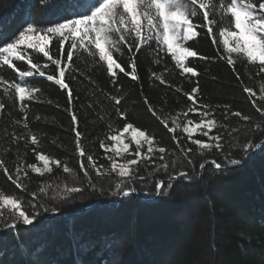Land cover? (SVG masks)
Listing matches in <instances>:
<instances>
[{
  "label": "trees",
  "instance_id": "trees-1",
  "mask_svg": "<svg viewBox=\"0 0 264 264\" xmlns=\"http://www.w3.org/2000/svg\"><path fill=\"white\" fill-rule=\"evenodd\" d=\"M30 2L0 0V25L9 37L5 42H10L24 26L23 19ZM65 2L59 0L60 4ZM198 31L200 35L188 45L209 58L189 60V66L197 68L198 77L180 75L171 58L162 54L161 63L156 64L155 42L137 54L138 80L121 74L118 83L113 84L104 69L86 54L74 58V67L82 74H67V82L73 91V108L78 116V130L82 133L81 144L98 165L110 169L109 156L122 162L121 157L111 151L114 142L108 137L118 134L125 123L152 135L156 142L154 147L168 149L164 161L159 160L157 152L155 163L138 165L139 175L145 180L131 182L129 186L136 190L128 196L115 194L118 180L114 173L97 176L89 168L91 180L84 176L79 167L80 157L71 116L66 111L67 93L64 90L44 77L29 78L33 86L41 89L39 101L27 102L29 128L39 140L36 146L30 141L12 142L13 133H28L22 124L15 123L23 119L19 102L4 96L0 90V101L5 103V109L0 112V159L5 160L9 170L14 171L21 160L25 164L42 166L32 152L36 147L66 163L75 172L74 177L65 173L63 166L55 165H52V172H46L44 176L29 170L21 188L0 171V193L20 198L25 208L29 203L42 204L49 209L59 207L56 213H43L35 226L18 225L16 229L5 230L0 223V264H78V260L84 264H264V137L256 140L255 136L245 135L243 131L233 133L239 145L251 139L261 143V147L254 148L242 165L231 168L229 174L216 178L212 175V166L199 169L203 160H197L196 146L186 134L180 128L176 130L181 144L194 150L188 157L179 151L172 133L144 103L147 97L158 115L169 119V127L171 118L180 113L178 119L182 128L185 122L182 113L191 103L183 93L190 92L198 83L200 103L212 106L217 121L212 135L220 133L227 142L232 139L228 136L232 128L244 127L245 122L238 117L229 115L225 119V105L232 112L251 116L252 124H264V114L258 111L264 110V99L259 91L264 84V73L257 75V65L233 54L234 72L233 65L227 63L222 44H213L205 29ZM56 51L54 46L53 54ZM126 59L127 56L121 57V60ZM38 61L45 62L43 58ZM165 67L168 68L165 73L167 84L151 78V72H163ZM3 71L6 78H16L10 70L5 68ZM236 73L240 74L239 80ZM244 87H252L256 95L249 97ZM177 88L181 91H176ZM117 95L122 98L119 106L112 100ZM117 107L126 113V120L117 116ZM36 115L42 119L37 121ZM187 119L199 120L200 117L189 113ZM122 137L134 154L135 143L127 133ZM195 138L206 139L200 135ZM101 141L109 145L107 153L100 147ZM141 151L146 152L147 145ZM230 151L233 158L243 155L240 147ZM123 158L134 159L135 156L124 154ZM188 158L193 160L191 165L187 163ZM213 158L216 157H206ZM174 161L178 163L174 165ZM163 163H168L167 170L160 167ZM85 166L88 167L86 157ZM174 170L188 171L193 179L173 181L167 196L156 195L155 183L161 179L167 182ZM150 172L152 176L148 175ZM66 184L80 186L82 191L65 199ZM46 186V191L41 193L40 188ZM82 245H87V250Z\"/></svg>",
  "mask_w": 264,
  "mask_h": 264
},
{
  "label": "snow or ice",
  "instance_id": "snow-or-ice-1",
  "mask_svg": "<svg viewBox=\"0 0 264 264\" xmlns=\"http://www.w3.org/2000/svg\"><path fill=\"white\" fill-rule=\"evenodd\" d=\"M23 25L10 42H5L9 37L4 31V26L0 25V45H2L0 46V90L4 96L19 102L23 119L15 123L22 124L28 133L27 135L13 133L12 142L23 140L30 141L33 146L39 144L38 136L29 128L27 102L39 101L41 89L33 86L29 78L44 77L47 81L54 82L67 93L66 111H69L71 116L81 171L89 180H91L89 168L94 170L97 176H111L114 173L118 180L115 183L117 195L128 196L134 192L136 189L130 187V183L135 180H145V177L139 175L138 165L142 162L155 163L154 157L157 152L159 160L164 161L168 149L154 147L156 142L152 135L134 127L131 123H125L118 134L108 137L116 145H123L122 149L111 147V151L117 157H121L122 162L109 156L111 167L104 169L103 165L97 164L92 155H87L81 144L82 133L78 130V116L73 108V91L67 82V74L72 72L82 74L78 67H74V58L79 59L81 54L91 57L94 64L104 69L113 84L118 83L121 74L138 80L137 54L142 48L151 47L155 42L156 64L161 63L162 54L171 58L180 75L198 77L197 68L189 66V60L209 58L200 55L188 45V42L200 35L198 29H205V34L211 37L213 44H222L227 53V63L233 65L234 72L233 54L246 58L250 64L257 65L259 69L257 75L264 73V0H66L64 4H60L59 0H31ZM54 46L57 49L55 54H53ZM125 56L127 59L121 60V57ZM38 58H43L45 62L40 63ZM5 68L16 78H6L3 71ZM50 68L51 72H49ZM166 72H168L167 67L160 73L151 72V78L161 84H167ZM236 76L239 80L240 74L236 73ZM72 79L75 80L76 76L73 75ZM243 90L249 97L256 95L252 87H244ZM176 91L181 89L177 88ZM259 91L261 99H264V84H261ZM199 93L198 83L190 92L183 93L191 103L182 113L185 117L182 128L178 119L180 113L177 117L171 118V127H169V119L161 118L147 97L144 98V103L148 111L161 120L165 128L172 133V139L185 157L194 150L192 147L185 148L181 144V138L176 135L178 128L186 134L191 144L196 146L197 160H203L199 163V169L204 170L206 165H210L214 169L212 175L222 178L223 175L229 174L231 168L242 165L244 158L249 156L254 148L261 147V143L251 139L239 145L233 138V133L243 131L245 135L255 136L256 140H260L264 137V124L259 122L252 124L251 116L242 115L240 111L232 112L230 107L225 105L223 106L225 119L231 115L245 122L243 128L235 127L228 132V136L232 139L226 142L222 134H211L213 129L217 128V121L212 106L200 103ZM121 99L119 95L112 97L116 106L121 105ZM4 109L5 103L0 101V112ZM258 111L264 114V110L258 109ZM189 113L199 116L200 119H187ZM116 114L121 119H127L126 113L119 107L116 108ZM35 119L39 121L42 117L36 115ZM129 132H131V140L136 145L134 154L130 152L129 144L122 140V135ZM196 135L206 139L195 138ZM144 145H147L146 152L141 151ZM100 147L105 153L109 151V145L103 141ZM235 147H240L243 153L240 158H233L231 155L230 149ZM32 152L36 160L42 162V166H37L35 163L25 164L21 160L16 164L14 171H10L5 160L0 159V171L17 187H24L22 180L28 177L29 170L44 176L46 172H52V165L63 166L65 173H71L75 177L74 170L66 163L50 157L43 151H38L36 147L32 148ZM124 154L134 155L135 158L124 159ZM209 155L216 158L206 159ZM85 157L88 167L85 166ZM176 163L178 162H173L174 165ZM187 163L191 165L192 158H188ZM160 167L167 170L169 165L163 163ZM148 175L152 176L153 173L150 172ZM196 175L199 176L200 173L197 172ZM181 178L192 180L193 176L188 171L174 170L168 176L167 182L161 179L155 183V194L167 196L169 189L173 187L172 182ZM73 184H76L75 179ZM46 189L47 186L40 188V192L43 193ZM80 191H82L80 186L66 184L64 197L67 199L70 194ZM32 196L35 197L36 193H32ZM49 211L56 213L59 207L49 209L42 204L29 203L25 208L20 198L0 193V223L5 230L16 229L18 225L35 226L42 214ZM81 247L87 250V245ZM78 264L84 262L78 260Z\"/></svg>",
  "mask_w": 264,
  "mask_h": 264
},
{
  "label": "rangeland",
  "instance_id": "rangeland-1",
  "mask_svg": "<svg viewBox=\"0 0 264 264\" xmlns=\"http://www.w3.org/2000/svg\"><path fill=\"white\" fill-rule=\"evenodd\" d=\"M128 134V136L131 138V132H129V133H127ZM122 140L125 142V138L124 137H122ZM126 143V142H125ZM112 147H119V148H123V145L121 144V145H116L115 144V142H114V144H113V146Z\"/></svg>",
  "mask_w": 264,
  "mask_h": 264
}]
</instances>
